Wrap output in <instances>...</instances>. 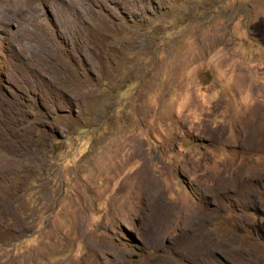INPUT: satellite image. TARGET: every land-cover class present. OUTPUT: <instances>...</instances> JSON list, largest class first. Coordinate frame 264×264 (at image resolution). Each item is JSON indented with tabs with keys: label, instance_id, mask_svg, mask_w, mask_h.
<instances>
[{
	"label": "rangeland",
	"instance_id": "rangeland-1",
	"mask_svg": "<svg viewBox=\"0 0 264 264\" xmlns=\"http://www.w3.org/2000/svg\"><path fill=\"white\" fill-rule=\"evenodd\" d=\"M6 1L0 264H264V0Z\"/></svg>",
	"mask_w": 264,
	"mask_h": 264
},
{
	"label": "bare ground",
	"instance_id": "bare-ground-1",
	"mask_svg": "<svg viewBox=\"0 0 264 264\" xmlns=\"http://www.w3.org/2000/svg\"><path fill=\"white\" fill-rule=\"evenodd\" d=\"M4 2L6 1V0H3ZM6 2H9V0L8 1H6ZM5 3H3V2H0V5H4ZM24 6H25V4H24ZM2 7V6H1ZM4 8V7H3ZM6 9L8 8V7H5ZM20 8V7H19ZM22 8V7H21ZM25 8V7H24ZM9 10H7V12H8ZM14 13H17V12H15V11H13V12H11L10 14H14ZM145 184V183H144ZM142 185H143V181H140V186L142 187ZM145 186V185H144ZM143 189V188H142Z\"/></svg>",
	"mask_w": 264,
	"mask_h": 264
}]
</instances>
